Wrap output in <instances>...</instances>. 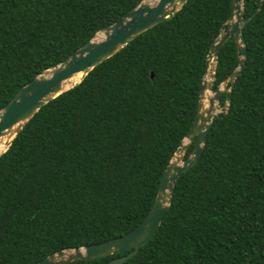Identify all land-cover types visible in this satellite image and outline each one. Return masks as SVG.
<instances>
[{
  "label": "trees",
  "instance_id": "obj_1",
  "mask_svg": "<svg viewBox=\"0 0 264 264\" xmlns=\"http://www.w3.org/2000/svg\"><path fill=\"white\" fill-rule=\"evenodd\" d=\"M141 1L0 0V110ZM260 5L242 28L245 68L220 99L227 113L180 176L156 234L121 264H264V0L243 1L246 19ZM231 13L232 0H189L24 126L0 157V264H36L146 218L194 123L210 46ZM239 59L231 38L214 90Z\"/></svg>",
  "mask_w": 264,
  "mask_h": 264
},
{
  "label": "water",
  "instance_id": "obj_2",
  "mask_svg": "<svg viewBox=\"0 0 264 264\" xmlns=\"http://www.w3.org/2000/svg\"><path fill=\"white\" fill-rule=\"evenodd\" d=\"M188 1L142 0L134 8L122 14L116 22L98 30L90 41L78 48L67 59L44 70L20 88L9 103L0 110V157L43 106L78 85L96 66L116 55L136 37L172 19ZM243 1L232 0L231 16L222 25L220 34L210 46L194 123L166 166L154 204L146 218L125 235L98 244L58 250L36 264L93 261L130 251L127 255L106 263L121 264L137 254L153 238L170 209L174 189L180 176L199 161L213 120L220 113L226 114L228 111L229 101H226L222 111H219L217 107L222 95L231 92L237 78L245 68L248 54L242 40V28L259 12L261 5L246 19ZM231 38H234L240 50L239 65L214 90L219 52ZM78 75H81V79L74 85L68 86V81ZM229 84L230 88H228ZM192 144H194V149L186 157Z\"/></svg>",
  "mask_w": 264,
  "mask_h": 264
},
{
  "label": "bare ground",
  "instance_id": "obj_3",
  "mask_svg": "<svg viewBox=\"0 0 264 264\" xmlns=\"http://www.w3.org/2000/svg\"><path fill=\"white\" fill-rule=\"evenodd\" d=\"M81 79V75H78L71 80L68 81V86L74 85V83L78 82Z\"/></svg>",
  "mask_w": 264,
  "mask_h": 264
},
{
  "label": "rangeland",
  "instance_id": "obj_4",
  "mask_svg": "<svg viewBox=\"0 0 264 264\" xmlns=\"http://www.w3.org/2000/svg\"><path fill=\"white\" fill-rule=\"evenodd\" d=\"M217 107H218V109H219V111H222L223 110V106H221V104L219 103L218 105H217Z\"/></svg>",
  "mask_w": 264,
  "mask_h": 264
}]
</instances>
